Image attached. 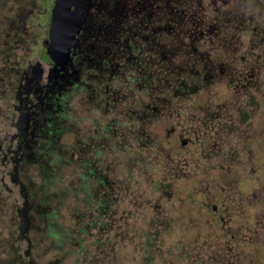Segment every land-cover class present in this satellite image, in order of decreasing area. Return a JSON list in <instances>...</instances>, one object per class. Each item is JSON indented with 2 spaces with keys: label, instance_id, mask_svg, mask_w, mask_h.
Here are the masks:
<instances>
[{
  "label": "flooded vegetation",
  "instance_id": "flooded-vegetation-1",
  "mask_svg": "<svg viewBox=\"0 0 264 264\" xmlns=\"http://www.w3.org/2000/svg\"><path fill=\"white\" fill-rule=\"evenodd\" d=\"M6 1L0 0V216L7 219L0 264H40L36 244L55 202L43 183L35 185L33 171L45 174L54 154L72 155L82 139L75 113L107 112L129 93L125 87L152 86L163 70L190 67L210 84L203 111L190 113L205 123L202 133L165 131L178 137V155L193 161L186 178L197 173L200 158L213 159L212 167L237 165L243 137L254 130L253 99L264 96V0H83L65 39L51 32L54 0H13L9 7ZM191 58L197 66H188ZM168 149L161 146L157 155L166 158ZM203 183L200 225L209 230L211 255L224 256L249 224L233 205V191L211 192L218 183ZM23 200L24 220L17 215Z\"/></svg>",
  "mask_w": 264,
  "mask_h": 264
},
{
  "label": "trees",
  "instance_id": "trees-1",
  "mask_svg": "<svg viewBox=\"0 0 264 264\" xmlns=\"http://www.w3.org/2000/svg\"><path fill=\"white\" fill-rule=\"evenodd\" d=\"M195 60L191 58L188 66L192 62L197 66ZM189 69L163 70L159 74L161 81L155 76L152 86L130 84L125 87L129 93L123 92V98L120 93L117 103H112L107 112L98 109L97 114L93 113L92 117L96 116L90 120V130L73 147L72 155L55 156V160L68 165L70 175L77 176L83 187V203L72 206L70 224L66 228L56 227L53 220L56 210L47 214L46 231L42 234L51 237L47 241L55 247L52 249L63 244L68 247L61 253L59 249L62 258L66 256L63 261L70 256L74 264H246L234 243L227 244L224 256L211 255L206 245L210 233L206 235L200 225L206 189L194 182L185 185L189 178H186L187 170L193 161L178 155L181 149H178L177 136L165 135L171 126L188 135L195 131L200 134L205 129L203 120L193 122L190 113L203 111V97L210 84L205 85L207 81L195 76L194 69ZM164 79L168 84L162 82ZM181 79L185 86L179 82ZM160 112L171 115L160 117ZM170 143L173 148L169 147ZM161 146L169 148L166 158L162 154L164 159L157 155ZM122 150L131 156L142 153V159H130L124 174L121 168L122 174L111 178V163L106 164V156L120 167L122 160L118 161L115 154ZM55 167L56 163L51 160L46 173L53 175ZM164 174L166 178L161 179ZM141 179L149 187L145 195L137 185ZM208 190H223L221 193L228 194L231 189L224 185L219 189V184H213ZM124 196L130 202L126 211L121 201ZM72 197L79 202L75 195ZM138 205L141 206L139 212H134L133 207ZM127 214L130 222H138L136 227L131 226L135 225L133 222L127 228ZM196 222L198 230L188 227ZM175 229L181 232L190 229V239L180 238L172 245L166 244L165 236ZM126 237L129 249L125 254V250L121 253L120 249L125 245L122 241ZM201 241L204 246L200 245Z\"/></svg>",
  "mask_w": 264,
  "mask_h": 264
},
{
  "label": "rangeland",
  "instance_id": "rangeland-1",
  "mask_svg": "<svg viewBox=\"0 0 264 264\" xmlns=\"http://www.w3.org/2000/svg\"><path fill=\"white\" fill-rule=\"evenodd\" d=\"M12 2L13 0H7L5 5L8 7L12 6ZM47 5L48 3L45 2L44 6L46 7ZM218 88L220 90V92H218L220 98L223 96L224 89L223 86H219ZM261 95L262 94L260 93L253 99V104L255 105L252 109L253 113L251 114L253 128L251 126L249 130H254L250 131L248 135L243 137L245 140L248 138V141L246 140V144L242 145L241 147L242 153L238 156L239 159H236L237 165L231 164L229 168H226L225 166H219L220 168L212 167V164L214 163L213 159L203 160L200 158L197 160V173H190L188 180L185 182V185H189L190 183L194 182L195 184L197 183L201 187H204L205 185L203 181L209 179L211 184L212 182L223 184L224 186H228L229 189H231L230 191H233V205L238 207L241 217L244 219L247 218L246 222L249 224V229L246 231H238V235L240 233H244V238H239V236H236L233 242L230 241V244L232 245V243H234L237 245L242 258L245 259L246 264H264V96L261 97ZM75 114L76 118L74 121L75 124L80 127L82 136L88 134L90 130L89 127L91 125L90 120L93 114H91L89 110H85L83 107H81L80 110H78ZM122 153L124 157L122 156ZM58 154L61 155L60 153ZM58 154H54V157L51 160L55 159V156ZM142 155V153H134L131 156L128 154V152L126 153V151L124 152L123 150L122 152H117L115 157H117L118 161L122 160L120 167L118 166V163H113L112 158L107 155L106 164H108V162L111 163L110 169L112 170V173L109 176L113 178L115 175H121L122 172L124 174V167L131 161L141 160ZM54 162L56 163V167L53 175H50L46 172L45 174L40 175L36 174V171H33V181L35 182L36 186L40 187L43 183V190L48 193L49 198L51 197L52 200H54L55 210L57 213L56 217H53V220L56 224V227L66 228V226L70 224V210H72V206L76 203H83L81 198V192L83 190L82 181L77 176L74 177V175H70V170L66 163L60 162L59 160H54ZM188 169H190V167ZM157 170L158 166L156 165L155 171ZM155 171L153 174H155ZM203 171L207 172L202 175ZM137 185L139 189L143 190L144 195L147 194L149 187L143 182V179H141L140 182L137 181ZM221 192L222 191H220V193ZM13 195L18 198L17 193H14ZM73 195L77 197L79 202L72 197ZM126 197L127 196H124L121 199L125 211L129 210L130 208L129 198L126 199ZM18 200L19 199H17V201ZM140 207L141 206L139 205L133 207L134 212H139ZM6 221V217L1 218L0 216V226H3ZM130 221L131 219L128 218L127 214L125 225L128 229V226L133 222L135 225H131L132 227H136L138 225L137 221ZM139 228L141 227L139 226ZM203 230L206 231L207 235L209 232L207 227H204ZM5 234L6 231L4 229H0V235L3 236ZM50 238L51 237L42 234L38 244H36L35 253H41L39 254V263L74 264L71 262L70 256H68V258L64 259L63 261V258L66 256H63L62 258V256L59 254V249L61 253L63 250L66 251L68 247L63 244L61 247L59 246L56 249H52L55 247L52 246V243H48ZM180 238L183 240L190 239V229L185 230V232H181L180 229L173 230L171 233L165 236V243L172 245V243L176 242V240L178 241ZM53 239L54 238H52V240ZM238 239L239 242H237ZM122 242L125 243V245L121 247L120 251L124 249L126 254L128 253L129 249L127 237ZM34 250L35 248L33 249V252ZM86 251L89 252V249ZM6 260H9V257H7Z\"/></svg>",
  "mask_w": 264,
  "mask_h": 264
},
{
  "label": "water",
  "instance_id": "water-1",
  "mask_svg": "<svg viewBox=\"0 0 264 264\" xmlns=\"http://www.w3.org/2000/svg\"><path fill=\"white\" fill-rule=\"evenodd\" d=\"M83 0H54L52 5V12L50 14L51 32L57 34L62 32L64 39L69 32L75 28L77 22V12L80 9ZM61 43V41H60ZM24 197V195H22ZM25 207V200L22 201L20 207L17 208V215L24 220L23 214ZM25 224V223H24ZM21 230V229H20Z\"/></svg>",
  "mask_w": 264,
  "mask_h": 264
}]
</instances>
